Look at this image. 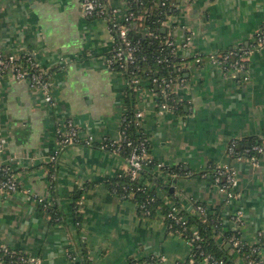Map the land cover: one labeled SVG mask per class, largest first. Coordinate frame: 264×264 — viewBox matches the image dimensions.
<instances>
[{
    "label": "crops",
    "instance_id": "crops-1",
    "mask_svg": "<svg viewBox=\"0 0 264 264\" xmlns=\"http://www.w3.org/2000/svg\"><path fill=\"white\" fill-rule=\"evenodd\" d=\"M126 1L108 4L121 12ZM177 2L180 38H191L180 52L174 84L183 109L161 112L147 79L134 86L150 157L177 172L156 166L149 173L182 193L189 210L202 205L217 216L220 241L224 232H238L237 240L261 244L264 264V47L254 46L264 25V0ZM114 46L109 22L88 17L81 0H0V50L29 54L53 71L52 101L11 73L0 80V167L9 166L20 185L16 192L0 191V246L40 264H73L82 257V243L90 264H211L195 262L189 240L169 231L160 213L145 216L132 198L109 186L129 171L123 154L101 147L105 139L120 138L130 89L127 75L107 63ZM240 48L250 50L244 71L210 60ZM67 120L78 126L81 140L59 146ZM252 138L263 146L255 160L229 153L233 140L249 146ZM220 167L237 172L228 190L215 181ZM76 188L85 192L80 227L71 198ZM55 202L63 218L53 222L47 208ZM226 248L236 264H248L235 244Z\"/></svg>",
    "mask_w": 264,
    "mask_h": 264
},
{
    "label": "trees",
    "instance_id": "trees-1",
    "mask_svg": "<svg viewBox=\"0 0 264 264\" xmlns=\"http://www.w3.org/2000/svg\"><path fill=\"white\" fill-rule=\"evenodd\" d=\"M130 2L131 10L134 12V18H132L130 24V35L135 41H139L140 51L136 54V61L129 68V71H134L143 79H147L151 83L154 92L159 95V102H162L164 94L162 92L163 85L161 86V80L166 79L168 81V79H173L175 82L179 75L177 68L183 60V57H181L183 54H174L172 52L174 47L168 44V40L174 41L176 44L181 43V36L179 33H176L177 28H168L165 24L169 18L176 19L179 15L180 10L177 4L178 2L177 0H130ZM163 29H166V31L164 32ZM243 50H246V48H243ZM164 54L168 56V61L159 63L157 59ZM242 56L244 55L240 53L238 57L230 58L229 63H232L237 59L248 63L247 59L245 61L244 59L241 60ZM229 63H227L228 67H230ZM130 72H126L128 79L131 77ZM154 80H157L158 83H155ZM167 91L169 92L168 97H166L167 103L175 112L181 111L183 106L175 91L172 88ZM135 96L134 85L130 84L121 130H125L128 139L135 145H139L143 140L145 141L147 153L149 155V165L143 171L142 177L139 179L132 180L128 171L112 178L108 182L109 186L120 196L124 198H132L137 204L140 213L145 216L154 217L156 214L160 213L165 218L169 231L178 234L177 231L187 228L182 231V236L188 239L189 242L193 237L194 230H198L199 239H197L196 244L191 243V256L195 262L206 260V257L210 256L211 258L209 261L211 264H236L234 256L230 254V249L226 248V244L230 243L233 246L235 243L232 239L237 240V238H239V233L224 232L223 241H220L218 236L221 233V221L217 216L207 210L205 215H201L197 208L189 210L188 207H185L182 204V201L178 198L177 194H175V191L169 184L154 180L151 173H149L150 168L153 169L158 163L150 157V141L148 135L145 132L139 131L134 125L133 120L136 108L133 100L135 99ZM246 142L244 140L241 142L237 141V153L233 154V156H240L243 154L249 156L250 154L245 153L246 150L251 149L256 144H260V141L254 138L249 139V146H247ZM120 154L127 157L130 154V147L123 148ZM50 165L54 172L56 169L55 164L52 163ZM163 169L172 173L174 171V169L166 166H163ZM174 173L177 172L174 171ZM2 177H4L3 173H0V178ZM146 178L150 181H154V188H151L148 185H143L145 184L144 179ZM160 189L166 191V195L169 196L167 200L161 198L159 193ZM84 193L83 189L76 188L71 194L75 211V222L78 227H80L82 221V214L80 213L79 208ZM168 201L173 202L174 206L179 209V212H177L178 216H187L188 220L185 225L177 223L175 219L170 216L172 209ZM47 210L53 222L62 220L63 214L58 202H55L53 206L48 207ZM238 242L239 244L236 248L245 259L261 261V244L249 245L248 243L239 240ZM82 247L83 252L81 259L74 260L73 264H90L84 243H82ZM30 258L31 255H28V253L13 250L6 245L0 246V262L2 264H39V262H31Z\"/></svg>",
    "mask_w": 264,
    "mask_h": 264
},
{
    "label": "built area",
    "instance_id": "built-area-1",
    "mask_svg": "<svg viewBox=\"0 0 264 264\" xmlns=\"http://www.w3.org/2000/svg\"><path fill=\"white\" fill-rule=\"evenodd\" d=\"M82 7L85 11V14L88 17H95V18H102L109 22V27L111 31L114 33L115 38V46L112 53L107 58V63L109 67L123 71L125 74L126 72H130L129 68L134 64L136 61L137 53L140 51V43L139 41H135L132 36L130 35V24L132 18H134V12L131 10V2L130 0L126 1L125 12L126 15L123 18H120L119 15H116L119 10L111 8L108 4V0H81ZM169 25V28H181L178 25V21L174 18H169V20L165 23ZM191 38L186 36L184 42L181 40V43L176 44L174 41L168 40V44L174 47L173 53L179 55L181 51L185 50L190 44ZM254 46L257 47H264V25L259 29L255 36ZM183 53V52H182ZM181 53V54H182ZM244 56L241 57V60L244 61L248 58L250 53L249 49L243 50H230L226 53H219L210 56V60L222 65L223 68L226 70H233L234 72H241L244 71L247 67V63L240 61L239 59L235 60L232 63H229V59L233 57H238L239 54ZM182 57V56H181ZM159 63H163L164 61H168L167 55H162L157 59ZM198 62L201 61V58L197 59ZM229 63V66H227ZM13 74L19 80H28L30 83L31 88L38 91L42 95L46 97L48 101H52L53 97L51 95V87H52V70L44 69L40 66L35 58L31 55L26 54H15L12 53H4L0 50V80L7 74ZM131 77L129 78V84L139 87L142 85L144 79L136 74L134 71H131ZM155 83H158L157 80H154ZM174 80L173 79H166L161 80V86L163 85L162 92H163V101L159 102V107L161 112L163 111H172V107L167 103L166 97H168L169 92L168 89L172 88L174 90ZM159 98V95L156 94ZM143 112L141 110H136L134 115V125L138 128L139 131L145 132L142 126V119ZM124 119V118H123ZM123 122V120H122ZM64 128L60 131L59 146H66L71 145L81 140V131L78 126L72 122V120H67L64 124ZM122 127V125H121ZM93 137H88V142H91ZM101 147L104 149H110V151L114 153H121L123 148L130 147V154L126 157L127 162L129 164V175L132 180H137L142 177L143 171L149 165L148 159L149 155L147 153V146L145 141L143 140L140 142L139 145H135L132 141L128 139V136L125 133V130H121V136L117 140L112 139H105L101 143ZM0 148H3V143H0ZM263 152V146L261 144L254 145L251 149L246 150L247 154H250L253 160L257 157V154ZM229 153L231 155L237 153V140H233L229 147ZM163 163H158V167H163ZM215 181L220 186L222 190L230 189L236 178L237 172L233 168L227 167H220L216 170ZM0 173H3L2 178H0V191L1 192H16L20 190L19 182L12 172L9 166H2L0 167ZM224 180V181H223ZM143 185H148L146 182ZM151 188L155 187L154 185H148ZM29 192H32L30 188L26 189ZM178 198L182 201L184 196L182 193L177 194ZM40 201H44L43 198H39ZM171 206L170 216L175 219V221L179 224L185 225L188 218L185 215L178 216L177 212L179 209L174 206L173 202L168 201ZM197 210L201 213V215H205L206 209L202 205L197 207ZM187 229V228H186ZM177 231L179 235H183L184 230ZM197 239H199V232L198 230H194L193 237L190 239V243H195ZM237 246L239 244L238 240L232 239ZM211 257L207 256L206 260L209 261ZM31 262H39V260L35 257L30 258ZM210 262V261H209ZM248 264H262L259 260L247 259ZM0 264H2L0 262ZM40 264V263H39Z\"/></svg>",
    "mask_w": 264,
    "mask_h": 264
},
{
    "label": "rangeland",
    "instance_id": "rangeland-1",
    "mask_svg": "<svg viewBox=\"0 0 264 264\" xmlns=\"http://www.w3.org/2000/svg\"><path fill=\"white\" fill-rule=\"evenodd\" d=\"M111 6H112V8H114V9H116V10L121 9V7H119V6H118V7H117V6L115 7V6L112 5V4H111ZM116 15H119L120 18H123V16L126 15L125 7H123V9H122L121 12H117ZM105 21H107V20H105ZM15 54H16V53H15ZM144 80H145V79H144ZM156 99L158 100V97H156ZM122 120H123V117H122V119H121V123H122Z\"/></svg>",
    "mask_w": 264,
    "mask_h": 264
},
{
    "label": "water",
    "instance_id": "water-1",
    "mask_svg": "<svg viewBox=\"0 0 264 264\" xmlns=\"http://www.w3.org/2000/svg\"><path fill=\"white\" fill-rule=\"evenodd\" d=\"M176 21H178V16L176 17ZM163 31L165 32L166 29H163ZM181 31L184 32L182 28H179V29L176 30V33L178 34V33L181 32ZM177 34H176V35H177ZM185 37H186V35H184V37L182 38V41H183V42H184V40H185V39H184Z\"/></svg>",
    "mask_w": 264,
    "mask_h": 264
}]
</instances>
